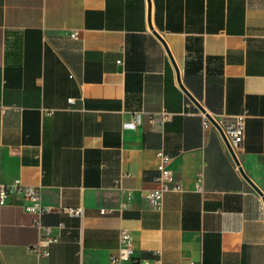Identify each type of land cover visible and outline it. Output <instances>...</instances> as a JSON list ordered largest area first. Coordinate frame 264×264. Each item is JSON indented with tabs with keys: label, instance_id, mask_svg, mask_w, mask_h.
Listing matches in <instances>:
<instances>
[{
	"label": "crops",
	"instance_id": "obj_1",
	"mask_svg": "<svg viewBox=\"0 0 264 264\" xmlns=\"http://www.w3.org/2000/svg\"><path fill=\"white\" fill-rule=\"evenodd\" d=\"M181 84L245 121L235 152L264 195V0H0V180L40 188L44 223L66 227L40 261L34 215L8 197L0 264H111L122 230L138 260L264 264V196ZM157 150L183 187L159 211Z\"/></svg>",
	"mask_w": 264,
	"mask_h": 264
},
{
	"label": "built area",
	"instance_id": "obj_2",
	"mask_svg": "<svg viewBox=\"0 0 264 264\" xmlns=\"http://www.w3.org/2000/svg\"><path fill=\"white\" fill-rule=\"evenodd\" d=\"M74 39L78 38V33L74 32L71 35ZM119 63H121L119 61ZM70 104L74 103V99L69 100ZM52 113L53 111H48ZM204 128H208L212 123L204 116ZM221 125L226 137L228 138L231 146L235 149L239 148L242 144L245 136V121L240 118H228ZM126 128H134L135 120L125 125ZM158 162V175L155 179V187L149 191L147 198L152 206L156 210H160L162 206V200L164 195L169 191H182L183 187L181 183L177 182L174 177V173L170 168L172 162V156L163 150H157L155 153ZM127 176L126 173H122V176L117 180L119 183L123 177ZM196 190L203 192L202 177L198 179L196 184ZM12 195H21L23 197V209L32 215H34L33 226L38 231V239L34 245L30 247V250L36 253L41 260L47 259L50 255V248L52 245L58 243L61 240V233L66 229L63 223L57 226H50L44 223V217L47 214L52 213L53 208L43 203L42 193L40 188L26 187L20 180L16 179L11 185H5L0 180V204L5 205L8 197ZM123 202L121 208L124 209L129 206V200L131 198V192L122 190ZM63 212L74 217H83L84 209L82 207L63 208ZM102 214L106 213V210L101 211ZM111 264H161L160 259L154 261L138 260L133 255V242L132 235L127 230H122L119 236V250L116 256L110 258Z\"/></svg>",
	"mask_w": 264,
	"mask_h": 264
},
{
	"label": "water",
	"instance_id": "obj_3",
	"mask_svg": "<svg viewBox=\"0 0 264 264\" xmlns=\"http://www.w3.org/2000/svg\"><path fill=\"white\" fill-rule=\"evenodd\" d=\"M156 34V36L162 41V43L165 45V47H166V50H167V52H168V55H169V57H170V59H171V61H172V63H173V65H174V67H175V69H176V71H177V77H178V81L180 82L181 80H180V74H179V70H178V67H177V65H176V63H175V61H174V58H173V56H172V54H171V52H170V50H169V48H168V46H167V44H166V42L164 41V39L160 36V35H158L157 33H155ZM181 87H182V89H183V91L186 93V95L201 109V111L204 113V115L206 116V118L218 129V131L220 132V134H221V136H222V138H223V140H224V142H225V144H226V146H227V148H228V150H229V152H230V154L232 155V158L234 159V161H235V163H236V165L238 166V168H239V171L241 172V174L243 175V177L245 178V180L250 184V186L254 189V190H256L261 196H264L263 195V192L251 181V179L244 173V171H243V169H242V167H241V165H240V162H239V159H238V157H237V155H236V152L234 151V149H233V147L231 146V144H230V142H229V140H228V138L226 137V135H225V133H224V131H223V129H222V127H221V125L219 124V122L218 121H216V119H214L211 115H209L204 109H203V107L194 99V97L185 89V87L181 84ZM263 199H264V197H263Z\"/></svg>",
	"mask_w": 264,
	"mask_h": 264
}]
</instances>
